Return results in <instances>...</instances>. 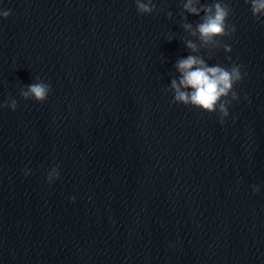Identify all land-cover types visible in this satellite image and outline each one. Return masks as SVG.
Wrapping results in <instances>:
<instances>
[{
    "label": "water",
    "instance_id": "95a60500",
    "mask_svg": "<svg viewBox=\"0 0 264 264\" xmlns=\"http://www.w3.org/2000/svg\"><path fill=\"white\" fill-rule=\"evenodd\" d=\"M153 2L0 0V264H264V17L226 0L232 51L193 53L200 17ZM188 55L247 73L223 124L174 102Z\"/></svg>",
    "mask_w": 264,
    "mask_h": 264
},
{
    "label": "clouds",
    "instance_id": "9594fccd",
    "mask_svg": "<svg viewBox=\"0 0 264 264\" xmlns=\"http://www.w3.org/2000/svg\"><path fill=\"white\" fill-rule=\"evenodd\" d=\"M251 6V12L257 20L264 17V0H246ZM137 12L140 15L151 14L156 9L153 0H135ZM183 12L200 17L195 28L191 23H183L182 27L196 36L200 41L197 44L191 39H185L187 48L193 53L200 51L201 47L211 51L223 48L231 52V45L223 42L224 37H231L236 31V26L229 24V17L233 9L226 0H214L212 4L201 3V0H184ZM203 13V15H201ZM11 15V9L0 11V16L7 18ZM171 17L172 13L169 12ZM186 20L187 17L185 16ZM264 23V20L261 21ZM208 59H212L209 55ZM231 59V57H228ZM176 68L181 74L179 80L173 79L170 88L174 90V102L191 105L209 113L218 112L220 122L223 124L229 116V105L233 100H238L239 95L235 85L241 82L247 75L242 71V65L233 64L230 68L219 64L210 66L205 58L200 55H188L176 62ZM51 85L40 80L31 83L25 89H21L20 95L25 99H35L44 102L48 99ZM2 107H10L13 111L18 107V101L9 98ZM30 169H25V175L30 174ZM60 178L59 166L53 167L47 174L48 183H54ZM254 192H259V186H253ZM75 201L76 197L71 198Z\"/></svg>",
    "mask_w": 264,
    "mask_h": 264
}]
</instances>
